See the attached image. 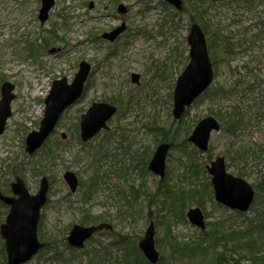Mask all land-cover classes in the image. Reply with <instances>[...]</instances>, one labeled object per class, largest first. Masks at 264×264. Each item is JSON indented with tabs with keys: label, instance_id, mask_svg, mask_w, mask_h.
Wrapping results in <instances>:
<instances>
[{
	"label": "rangeland",
	"instance_id": "rangeland-1",
	"mask_svg": "<svg viewBox=\"0 0 264 264\" xmlns=\"http://www.w3.org/2000/svg\"><path fill=\"white\" fill-rule=\"evenodd\" d=\"M181 1L182 9L178 10L162 0H56L49 20L42 24L38 18L41 0H0V101L1 87L5 82L15 87L12 115L0 136V190L11 195L10 185L20 177L30 193L35 194L42 177H48L50 202L42 211L41 221L47 237L80 224L78 204H75L79 198L77 195L66 198L70 190L63 175L70 171L80 180L88 181L91 172L84 151L100 146H106L113 157L104 170L109 178L90 204L92 213L114 216V198L129 194L130 184L138 186L143 182V189L148 194H139L138 201H146L147 205V198L155 197L165 203L164 210L158 206L152 208L154 218L149 221L146 219L148 208L145 207V211L140 209L134 213V220L130 218L123 225L120 221L124 218H116L112 224L115 233L130 236L139 243L149 223L154 222L156 248L164 264H214L211 252L189 258L171 247L172 237L179 243L202 238V231L186 217L190 209H201L207 226L203 232H215L218 239L240 237L238 233L245 231L250 219L264 217V122L235 138L223 131L213 133L209 150L205 153L188 141L201 121L211 117L212 111L218 112V106L223 109L222 113L233 106L244 113L251 112V107L254 112L263 103L264 47L229 58L221 53L219 41L216 50H211L208 42L210 57L217 60L214 83L180 121L181 125L173 117L176 83L190 63L187 37L191 26L206 27L207 41L216 30L238 36L244 28L264 17V0ZM121 5L125 7V13L118 11ZM197 5L202 6L203 16L194 8ZM191 19L196 21L191 22ZM123 25L126 30L114 42L102 39V35ZM50 35H53V41L48 48H39ZM82 61L89 62L93 68L88 90L63 115L49 145L56 147L62 141V133L68 135L67 143L63 142V149L58 146L61 157L52 170L46 168L41 171L43 175H34L31 163L39 162L40 157L38 155L34 160L27 155L26 138L40 127L45 99L53 82L63 78L72 82ZM133 74L139 75L138 84L132 82ZM218 89H222L224 95L215 98L214 106L208 95ZM106 101L117 102L118 115L110 122L108 135L102 133L84 148L78 141L81 117L92 104ZM252 122H255L254 117ZM163 131L170 140L178 132L166 161L165 178L162 180L149 171L140 175L132 166L135 162H131L132 158L126 157L127 152L123 150L135 154L147 147L151 159L156 147L162 143ZM183 141L189 144L187 153L174 148L182 146ZM192 147L201 153L196 160L199 170L191 169L189 165L192 155L188 153ZM217 157L225 158L230 174L237 177L243 172L242 179L253 187L259 185L263 188L258 190L249 212L239 215L216 202L207 166ZM118 161L126 162L130 175L120 178L113 173L112 170H122L121 163L116 165ZM200 165L207 175L200 170ZM193 190L197 194H191ZM181 195H185L183 200ZM65 199L74 205L70 206ZM8 210L0 205V226L5 222ZM100 234L96 236L97 242L83 251L60 246L58 256L39 254L29 264H89L87 249L97 247L99 242L112 243L107 232ZM1 241L0 237V249ZM234 245L228 244V251L233 250ZM219 247V252H224L222 243ZM116 250L113 252L115 257L122 253H115ZM233 258L238 260L237 256ZM242 264L252 262L242 261Z\"/></svg>",
	"mask_w": 264,
	"mask_h": 264
},
{
	"label": "water",
	"instance_id": "water-1",
	"mask_svg": "<svg viewBox=\"0 0 264 264\" xmlns=\"http://www.w3.org/2000/svg\"><path fill=\"white\" fill-rule=\"evenodd\" d=\"M56 0H42V8L39 20L42 24L48 21L49 13L55 5ZM182 9L181 0H163ZM120 13L126 9L119 7ZM125 25L103 35V39L114 42L124 31ZM190 47V63L179 77L174 91L173 116L176 121L183 118L187 109L191 108L194 102L208 90L214 82V70L209 56V49L206 36L197 24H193L187 37ZM91 65L83 61L79 71L70 84L66 78L56 80L45 100V113L38 131H34L26 139V153L29 156L38 152L56 129V126L65 113L81 99L85 92L86 82L91 74ZM139 75H132V82L139 83ZM15 87L11 83H4L1 88L2 99L0 101V136L5 132L8 119L12 115L11 104L15 99ZM117 108L107 103H94L91 108L81 117L80 137L83 143L94 139L101 131L108 130V122L117 114ZM220 131V124L214 117H208L201 121L188 141L202 152H207L211 136L214 132ZM63 134V139H66ZM170 145L161 144L149 164V171L161 179L166 175V160ZM211 176V183L214 189L217 203L228 209L245 213L248 212L254 202L255 191L244 179L235 177L227 170L224 157H217L207 167ZM64 181L72 193H76L79 180L73 172H66ZM13 197L5 196L0 191V202L10 207L5 223L0 228V235L5 243L7 264H28L32 261L46 244L41 242L38 236V228L41 220L42 209L48 202L50 182L47 177L42 178L40 189L37 194L31 195L25 182L20 177L15 179L11 185ZM189 222L204 231L206 229L205 216L201 209H190L187 212ZM111 231L112 226L100 224L98 226L74 225L67 238L70 248L83 249L99 231ZM156 229L151 223L146 229L139 248L150 264L160 262V253L156 249Z\"/></svg>",
	"mask_w": 264,
	"mask_h": 264
},
{
	"label": "trees",
	"instance_id": "trees-1",
	"mask_svg": "<svg viewBox=\"0 0 264 264\" xmlns=\"http://www.w3.org/2000/svg\"><path fill=\"white\" fill-rule=\"evenodd\" d=\"M201 7L197 5V7L194 8L196 9V11H198L197 13L199 15L203 16V13L200 11ZM191 20V22L196 21L195 19ZM203 29V32L205 33V35H207L208 31L206 27H203ZM52 36L53 35L48 36L45 39L44 43L39 46V48L47 49L48 45L53 41ZM217 41H219L220 43L219 48L221 53L227 55V57L229 58L241 54L245 55L254 50H260L264 47V17H261L260 21L251 25L250 27L244 28L238 36H235L230 32L224 33L216 30L212 33V36L207 41L209 42V47L211 50H216ZM31 52H33V54L35 53V51L33 50H31ZM211 61L215 69L217 67V60L215 58H211ZM247 72H249V70H247ZM262 83L264 84V81H262ZM223 95L224 93L222 94V89H218L208 96H210V101L214 102L213 104L214 106H216L217 100H215V98ZM262 98L264 100V96ZM109 103L115 106L117 105V102L115 101H109ZM250 110L251 112L246 111L244 113H241L237 110V107L233 106L229 108L228 112L226 110V113H222L223 109L218 106V112L212 111V116L220 121L221 131L235 138L239 135V133H242L245 130L247 131L250 127H259L261 123L264 122V101L255 109L254 112L252 110V107L250 108ZM187 114H189V111L186 113V115ZM253 117L255 122H252ZM178 124L181 125V122H179ZM165 133V131L162 132L161 141L166 143L169 142L168 144L173 147L175 145L174 140L178 135V132H175V134H173L171 140ZM105 134L108 135V133L106 132ZM78 141L84 148L91 145L82 144L79 138ZM49 143L50 142H48L43 147V149L41 150V154L37 153L34 157H32V159L34 160L36 156L39 155L40 157L39 162L33 164V161L31 163V171L34 175H43L44 169L46 168L48 171L52 170L51 168H54L56 160L61 157V154L58 151V146H61L62 148H60L63 149V141L59 142L56 147L50 146ZM64 143L66 144L67 142ZM188 145L189 144H187L186 141H183L182 146H175L174 148L180 149L182 152L187 153ZM100 148H91L84 151L86 156L85 158L89 160L87 166L91 173L88 181H80V187L78 193L76 194L79 199L75 204H78L77 210L80 215L79 223L81 225H97L99 223L105 222L112 223L114 220H116V218H124V220L120 221V224L123 223L124 225L125 223H127V221H129L130 218L134 220V213L137 214L140 209L145 211V207L148 208L146 219L148 218V220L150 221V219L154 218L152 208L158 206L161 208V211L164 210L165 203H161L160 200L155 197L147 198V205H145L146 201H138L140 196L139 194H148L143 189L144 183L142 182L138 186H136V184L134 183L129 185L130 198L129 194L127 193H124L123 196L119 195V197L114 198L115 201L112 203V206L116 208L114 216L111 213H107V215H94L92 213L90 204L100 192L101 185L105 184L107 178H109V174H107L104 170L108 167V163L111 161V157H113L112 154H109V150L106 148V146H100ZM127 150L124 149L123 152H127L126 157L129 155L132 158L131 162H135V165L132 163L133 168L135 167V170L137 169L138 172H140V175H146L148 173L147 165L150 159V156L147 154L149 148H144V150L140 153H138L139 151H136L135 154H130ZM146 154L148 155V157L146 156ZM188 154L192 155V161L189 164L191 166V169L196 168L199 170V165L196 160L197 157L201 155V153L195 147H192L191 152ZM118 163L122 164L120 165L122 170L119 171L118 169H115L112 170L113 173L120 178L130 175V170L125 164L126 162L118 161L116 165H119ZM200 170L207 175L206 170L202 167V165H200ZM238 176L243 178L245 175L243 172H240ZM262 181V184H264V178ZM254 189L256 191V195H258V190H261L263 188L258 185L254 187ZM191 194H197V192L193 190ZM72 196L73 195L68 193L66 198L70 199ZM184 197L185 195H181V200H183ZM65 200L69 202L68 204L70 206L74 205L73 203H71L72 201H69L68 199ZM262 217L263 216L260 215L258 219H250L245 231H241L240 233H238L241 235L240 237H224L223 239H218L219 237H216L217 235H214L215 232H202L200 234L202 238H200V240L198 239L197 241L179 243V241H176V238L172 237L171 247L172 249L176 250L177 253L184 254V256H187L189 258L204 256L209 254L208 252H211L213 253L215 258V261H213L214 264H242V261H251L252 264H264V217ZM70 228L71 227L68 226L64 229L59 230L55 235L47 237L42 229V225H40L39 237L42 241H45L47 243L45 249L41 252V254L53 253L54 256H58L61 252L59 249L60 246H67L65 240ZM107 235L111 239V244H104L99 242L97 247H93L91 250H86L89 264H149L140 252L138 243L132 240L130 236L117 234L115 233V231L107 233ZM95 242L97 241L95 238H93L87 244V246ZM221 243L224 252H219V245ZM230 243H234L235 245L233 250L230 249L228 251V244ZM114 250H116L115 253H122L119 256L115 257L113 256ZM234 256H237L238 260H235L233 258ZM0 257L2 260L0 264H6V253L3 242L1 243ZM163 261L164 260L161 257V261L159 264H162Z\"/></svg>",
	"mask_w": 264,
	"mask_h": 264
}]
</instances>
